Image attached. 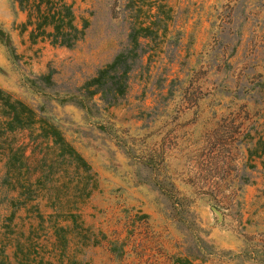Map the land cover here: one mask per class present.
Segmentation results:
<instances>
[{"label":"rangeland","instance_id":"374dc122","mask_svg":"<svg viewBox=\"0 0 264 264\" xmlns=\"http://www.w3.org/2000/svg\"><path fill=\"white\" fill-rule=\"evenodd\" d=\"M153 3L74 0L88 25L65 47L31 43L25 14L0 0V88L92 167L79 181L43 168L38 197L13 207L0 152V264H264V154L246 150L264 137V0ZM155 20L134 47L130 33ZM120 53L125 92L91 94ZM28 136L9 134L33 179L41 154ZM69 211L75 221L57 215Z\"/></svg>","mask_w":264,"mask_h":264},{"label":"trees","instance_id":"16d2710c","mask_svg":"<svg viewBox=\"0 0 264 264\" xmlns=\"http://www.w3.org/2000/svg\"><path fill=\"white\" fill-rule=\"evenodd\" d=\"M161 1L163 0H154L152 4V6L157 7V11L164 7V4L156 5L157 2ZM13 3L25 14V20L20 23V31L27 33L28 40L31 43L48 41L53 46L72 47L85 34L88 22L83 19L82 24L78 23L74 12V0H13ZM153 17H156V13H154ZM157 22V20L149 21L148 25H142L138 30L134 29L130 33L129 37H131L134 47L139 45L138 37H146L154 32L152 27H157ZM139 30L145 31V34L138 35L137 32ZM3 34V31L0 30V36ZM118 67L119 71H115ZM131 67L132 65L127 56L123 53L118 54L110 65V68L115 73L107 75V68L100 70L99 75L93 77L87 84L96 86L90 93L97 94L102 91L108 94L112 92H125L128 73ZM22 130L29 131L28 137L40 147L41 157L39 160L42 163L41 170H39V175L33 179L32 177L35 172L29 170V165L26 162V144L17 145L14 139L9 137L10 133ZM42 143L45 145L41 146ZM246 150L249 157L261 159L264 154V137L263 139L259 138L254 143L253 148L247 147ZM0 152L4 157L3 167L5 168L1 184L7 185L13 191L19 189V198L11 199L10 204L13 207L25 206L27 205V201H33L38 197L39 189L45 186V182L49 178L50 172L45 171V168H48L50 171L56 166L58 170H62V172H66L67 174L68 168L72 167L76 172L78 181L83 176L79 173L81 170L85 176L87 174L92 176L91 165L71 145L56 125L37 115L33 108L21 100L15 99L10 93L1 88ZM93 174L95 175V173ZM68 181L72 182L71 179H68ZM74 186L77 188V184ZM35 187L38 189L36 190ZM79 190L77 192L82 193ZM89 194L87 192L85 196L88 197ZM80 196L78 195V197ZM57 215H65V217H71L75 221L78 214L69 211L57 212ZM61 228L60 230L64 229L63 227ZM57 236V243L60 242L62 246L66 245L65 234L61 236L59 233Z\"/></svg>","mask_w":264,"mask_h":264},{"label":"water","instance_id":"95a60500","mask_svg":"<svg viewBox=\"0 0 264 264\" xmlns=\"http://www.w3.org/2000/svg\"><path fill=\"white\" fill-rule=\"evenodd\" d=\"M218 212V211H217Z\"/></svg>","mask_w":264,"mask_h":264}]
</instances>
